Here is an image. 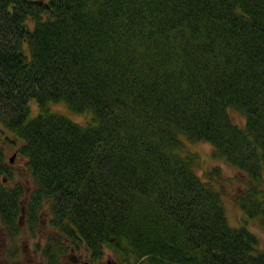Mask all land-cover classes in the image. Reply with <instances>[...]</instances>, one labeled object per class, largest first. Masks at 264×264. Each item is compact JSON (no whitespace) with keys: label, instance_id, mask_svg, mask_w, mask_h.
<instances>
[{"label":"trees","instance_id":"1","mask_svg":"<svg viewBox=\"0 0 264 264\" xmlns=\"http://www.w3.org/2000/svg\"><path fill=\"white\" fill-rule=\"evenodd\" d=\"M0 126V263L264 264V0H0Z\"/></svg>","mask_w":264,"mask_h":264},{"label":"rangeland","instance_id":"2","mask_svg":"<svg viewBox=\"0 0 264 264\" xmlns=\"http://www.w3.org/2000/svg\"><path fill=\"white\" fill-rule=\"evenodd\" d=\"M56 108L64 110V107L61 105L56 106ZM231 114L233 116V119H235L240 124H244V121H245L244 117H242L240 114L234 111H232ZM73 117L78 120H81L83 118L81 115H77V114H73ZM0 132H2L1 126H0ZM192 148L194 151H197L200 154L201 159H202L201 163L199 164V167L197 168V174L199 176H202V177L207 176L208 171H210L212 167L214 166L219 167L221 178H218L217 181L219 184H222L224 187V191L226 194L224 196L225 197L224 201L226 204L229 222L232 225H237L239 221L240 210L238 206L235 204V202L233 201V193H234V189L236 187L237 182L226 180V178L232 179L233 175L237 174L238 171H236V169H234L229 164L224 163L222 160L214 159L211 155L213 147L211 146L210 143L208 142L197 143L193 145ZM13 153H16V152L11 149H6L5 159L9 160L10 156H12ZM23 164H24V160L20 158L18 155H16L13 160V165L16 168L14 169V172L16 173V177L19 179H22V177L20 176V171L18 169L22 168ZM249 227L257 235V237L260 240L261 246H263L264 245V230L259 228L254 223H249ZM1 231H0V246H1L0 248H3L4 245L2 246ZM38 238L39 236L36 237L35 240H39ZM21 239H24V240L23 241L17 240L15 242L8 241L9 243L8 247H11L12 249H14L20 256L23 255L20 261L17 262L16 260H11L9 264H23V261L29 262L31 261L33 257H35V253L33 249L34 239L31 238L30 235H26L25 237ZM72 255L77 256L78 253L74 254V253L68 252L65 256V262ZM111 259H112L111 255L107 253L104 255L101 261V264H112ZM87 262H88V259L86 257L80 260V263H87ZM0 264H4V263H0Z\"/></svg>","mask_w":264,"mask_h":264},{"label":"water","instance_id":"3","mask_svg":"<svg viewBox=\"0 0 264 264\" xmlns=\"http://www.w3.org/2000/svg\"><path fill=\"white\" fill-rule=\"evenodd\" d=\"M15 156H16V153H13L12 156H10L9 158L10 163H13ZM82 264H86V263H82Z\"/></svg>","mask_w":264,"mask_h":264},{"label":"flooded vegetation","instance_id":"4","mask_svg":"<svg viewBox=\"0 0 264 264\" xmlns=\"http://www.w3.org/2000/svg\"><path fill=\"white\" fill-rule=\"evenodd\" d=\"M80 260H81L80 258H78V260L75 258V261H76V262H79V263H80ZM80 264H81V263H80Z\"/></svg>","mask_w":264,"mask_h":264}]
</instances>
